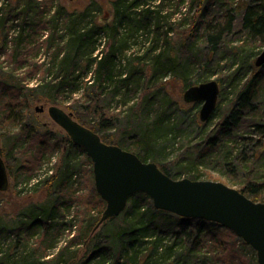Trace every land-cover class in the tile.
I'll return each instance as SVG.
<instances>
[{"label": "trees", "instance_id": "16d2710c", "mask_svg": "<svg viewBox=\"0 0 264 264\" xmlns=\"http://www.w3.org/2000/svg\"><path fill=\"white\" fill-rule=\"evenodd\" d=\"M219 1L230 2L110 0L112 19L101 23L97 17L104 3L99 0L73 9L61 0H0V53L10 59L9 70L0 71V138L15 147L5 156H14L21 169L28 167L23 176L29 181L42 162L38 148L64 146L43 198L25 202L13 215L0 198V264H249L245 255L249 250L253 263L259 264L256 250L228 227L157 209L144 192L132 195L127 208L98 231L104 211L76 213L77 234L59 244L74 229V216L67 220L66 211L72 203L67 197L75 154L92 160L67 133L43 132L44 125L29 117L35 102L67 104L80 95L68 104L71 113L104 141L141 149L143 153H136L141 159L152 158L176 179L185 173L200 179L202 167H218L238 189L264 202V64L255 63L264 46V0H244L225 10L221 21H214L206 16L204 3ZM186 3L201 8L204 18L197 22L194 16L193 28L174 36L175 15L187 19L190 14L182 10ZM231 34L239 38L228 39ZM42 51L47 55L42 63H28ZM23 68L27 75L15 74ZM218 72L224 74L219 81L227 83L221 96L229 107L218 121L214 119L219 103L207 121L196 113L191 122L198 131L195 143L186 133V144L168 160L166 145L182 137L175 131L179 118L169 112L176 108L165 91L168 75L180 77L188 89ZM113 100L127 107L130 135L124 132L115 138L106 132L120 123ZM126 137L133 143L127 145ZM52 139L57 141L51 143ZM5 191L8 188L0 195ZM78 244L86 247L81 257Z\"/></svg>", "mask_w": 264, "mask_h": 264}, {"label": "water", "instance_id": "95a60500", "mask_svg": "<svg viewBox=\"0 0 264 264\" xmlns=\"http://www.w3.org/2000/svg\"><path fill=\"white\" fill-rule=\"evenodd\" d=\"M255 63L257 66L264 64V50ZM219 95L220 84L211 79L190 86L184 98L189 102H202L200 119L207 121L217 108ZM44 110V106H36V111ZM47 110L93 162L96 190L106 202L95 230L106 220L119 216L132 195L144 192L157 209L228 227L256 250L259 264H264V202L253 200L222 181L173 178L156 162L144 161L135 152L104 141L99 133L59 105L51 104ZM8 187L9 173L0 146V190Z\"/></svg>", "mask_w": 264, "mask_h": 264}, {"label": "rangeland", "instance_id": "374dc122", "mask_svg": "<svg viewBox=\"0 0 264 264\" xmlns=\"http://www.w3.org/2000/svg\"><path fill=\"white\" fill-rule=\"evenodd\" d=\"M64 5H67L69 8L73 9L75 6L79 4H85L89 3L91 0H61ZM102 3H104V8L102 13L98 14L97 19L101 23L106 22V18H108V21L112 19V10H111V5H110V0H99ZM229 3H226L225 1H219L213 5L208 6L206 3L204 5L207 7V15L209 19L211 20H217L221 21V17L224 15V11L231 8L230 6H240L244 0H229ZM224 2V3H223ZM182 10L185 12H189L190 14L188 18H184L183 15L181 14H176L175 18H173V34L176 36L177 32H189L188 30L193 28L194 26V19L193 17L195 16V19L199 20V22L204 18V13L201 11L202 9L199 7L192 6L189 7V5L186 3L182 6ZM186 12V13H187ZM107 13L106 16L104 14ZM111 13V14H110ZM239 15L237 12L236 15ZM201 28L198 27V32L200 34ZM238 30V27L235 29ZM47 36V33H45V37ZM185 35H183L184 37ZM43 37V38H45ZM42 38V40H43ZM237 39L239 38L237 34H231L228 39ZM189 42V39H187ZM187 42V43H188ZM186 45V44H185ZM178 49H182L181 44H177ZM264 50V46L261 47L260 51L257 53L256 58L258 55ZM130 53V52H129ZM128 53V54H129ZM186 54V53H185ZM184 54V55H185ZM192 54H190L191 56ZM47 58V55L44 51L40 52L36 58H30L28 63L31 64H40L43 62V60ZM197 59H194V61ZM223 64L225 65L226 59L222 61ZM10 67V59L7 58L6 55L3 53H0V71H8ZM227 69V68H226ZM28 71L27 68H23L19 71H17L15 74L18 76H23L27 75L26 72ZM42 73L38 71V75ZM37 75V76H38ZM224 74H220L219 72L213 75L211 78L207 79H216L219 84H220V95H219V100H218V108H217V116L214 120H219L221 116L223 115L222 112L223 110H226L229 106V103L227 102V99H225V96H221L223 90V87L226 89V84L227 83H221L219 81L220 77H222ZM38 78V77H37ZM168 79L165 81L166 86H165V91L168 93V96L170 97L172 103L174 104V107L176 110L171 108L169 112H174L175 116L179 118V121L175 124V131L180 132L182 134V137H179L175 142H170L166 145L165 149V155L169 158L168 160H174L177 155L180 153L182 148L184 147L185 141V135H189V132L191 133L190 136L193 138V143H195L194 138L196 139L198 136V131L192 127L191 122L193 121L194 115L197 113V116L200 117L199 111L202 106V102H190L187 103L184 100V93L187 90V87L184 85L182 79L180 77H174L173 75H168ZM37 82L36 78H33L31 81L32 84ZM205 82V80L203 81ZM197 85V84H195ZM193 86V85H192ZM226 95H229L230 93L225 92ZM80 95L74 96V98L67 100V104H60L59 106L64 108L68 112H72L71 109L68 107V104H73V101L75 98H78ZM118 100V99H117ZM158 102V99H157ZM50 104L46 102H35L32 105V109L29 113V117L31 119L35 118L36 120H39L44 125L43 132H49L51 134H65V130L58 125L49 115L47 107ZM36 106H44L45 110L44 111H36ZM111 106L113 108H116L114 112L116 114H120V123H118V126L116 128L106 130V132L109 135L114 136L115 138H120L122 135H124V132L126 134H131V126H130V121L128 120V113L126 112L127 107L122 102H116L113 100L111 102ZM197 106V107H196ZM158 109H162L160 107H157ZM174 116V117H175ZM200 120V119H199ZM126 126L128 127L126 130ZM191 126V127H190ZM126 130V131H125ZM13 131V130H12ZM17 132V130H16ZM105 133V132H104ZM131 137V136H130ZM126 137L125 142L128 144L133 143V138ZM184 141L181 143L180 141ZM57 140L52 139L51 143H55ZM62 142V141H59ZM61 144V148L57 149H49L42 147L38 148L40 150L39 152L43 153L42 156V162L35 166L33 171L31 172L32 178L28 181L25 179V168L23 167L16 159L14 156L7 158L5 156V153L8 154L9 149H15L11 145V143H6L3 138H0V146L3 150L2 153H4V160L6 165H8L9 169V187L8 191H5L2 193L3 195H0V198L4 201L6 209L8 212L11 213V215L14 214L15 210L17 209L18 206H21L27 203L30 200H36L40 199L41 197L45 196V194L48 192V188L50 187V182H51V177L56 174V170L58 166L61 164V158L64 154V146L62 148V143H59V146ZM8 145V146H7ZM53 147V144H52ZM56 148V147H55ZM127 149V148H126ZM48 150V151H47ZM129 150V149H128ZM134 151L135 153H143L141 149L137 148L136 150H130ZM45 152V153H44ZM11 154V153H10ZM11 156V155H10ZM148 161H152V158L148 159ZM74 164L75 166V175L73 176V181H72V186L68 189V202L71 203V208L69 211H66L67 215V220H70L74 216L73 224H74V229L71 231L72 234L69 235V230L61 237V241L59 244H65V242H68L69 239L73 237L74 234H77V230L79 228L78 225L75 226L76 222V213H83L86 214V211L89 213L88 214H97L98 212H101L105 210L106 208V202L104 203L102 199L99 197L97 194L96 190V185H95V179L93 180L94 172H93V162L90 163L84 154L78 152L75 154V159H74ZM34 167V166H33ZM31 167V168H33ZM218 167H202L201 170L203 172L199 176L200 179L204 180H214V181H222L225 184L233 187H238V184L233 181L234 179L229 178L225 173L220 172ZM21 169V170H20ZM92 169V170H91ZM49 170V171H48ZM28 171V170H27ZM93 175H92V173ZM24 175V176H23ZM183 177H188V173L183 174ZM187 175V176H186ZM233 178V177H232ZM47 180V181H46ZM59 189V188H58ZM53 191V190H52ZM82 220V217L79 218ZM79 219L78 222L79 223ZM76 223V224H77ZM78 226V227H77ZM97 231L100 230V227L96 229ZM85 245L83 244H78L76 246V249L78 250V256H82L85 252ZM253 248V247H252ZM253 250H255L253 248ZM53 253H56V250L50 251L49 255L53 256ZM243 255V252H242ZM245 255L248 257L247 262L249 264H254L253 263V254L249 250L247 254ZM52 258V257H51ZM50 259V258H49Z\"/></svg>", "mask_w": 264, "mask_h": 264}, {"label": "flooded vegetation", "instance_id": "af4514ba", "mask_svg": "<svg viewBox=\"0 0 264 264\" xmlns=\"http://www.w3.org/2000/svg\"><path fill=\"white\" fill-rule=\"evenodd\" d=\"M7 169H8V167H7ZM8 173H9V169H8Z\"/></svg>", "mask_w": 264, "mask_h": 264}, {"label": "bare ground", "instance_id": "6f19581e", "mask_svg": "<svg viewBox=\"0 0 264 264\" xmlns=\"http://www.w3.org/2000/svg\"><path fill=\"white\" fill-rule=\"evenodd\" d=\"M260 54H261V53H260ZM260 54H259V55H260ZM259 55H258V56H259Z\"/></svg>", "mask_w": 264, "mask_h": 264}]
</instances>
